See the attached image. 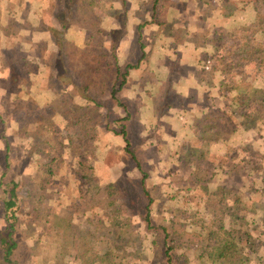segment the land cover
I'll return each mask as SVG.
<instances>
[{"label":"crops","instance_id":"obj_1","mask_svg":"<svg viewBox=\"0 0 264 264\" xmlns=\"http://www.w3.org/2000/svg\"><path fill=\"white\" fill-rule=\"evenodd\" d=\"M61 3L0 0V58L13 61L17 57L21 65L36 62L38 70L31 75L36 82L45 77L44 60L58 52L48 29H60L55 8ZM253 6L245 0H170L168 16L183 18L184 31L174 37L150 26L151 51L123 88L130 103V121L142 124L139 137L155 155L159 182H173L178 191L186 186V206L203 212L202 244L192 245L190 264H264V124L248 121L235 83H228L226 69L211 61L220 33L230 32L231 39L235 38L237 34L230 30H235L239 20H246L250 10L256 21ZM206 15L217 21L207 22ZM223 24V30H215ZM91 32L88 24H73L68 36L83 46ZM132 43L129 38L121 42L120 65H136L142 58L139 49L132 50ZM9 79V72H0V104L7 94L2 81ZM71 88L74 103L85 104ZM52 96L47 84L44 98ZM254 114L253 109L248 112V116ZM117 137L119 143L123 141ZM166 166L173 168L170 174L164 173ZM181 167L187 168L186 174ZM229 245L234 259L233 255L229 260L221 258Z\"/></svg>","mask_w":264,"mask_h":264},{"label":"trees","instance_id":"obj_2","mask_svg":"<svg viewBox=\"0 0 264 264\" xmlns=\"http://www.w3.org/2000/svg\"><path fill=\"white\" fill-rule=\"evenodd\" d=\"M114 1L111 0V3ZM148 1L153 9L149 19L134 9L132 6L134 3L131 4V0H117L121 5V11L110 17L113 26L107 27L104 34L106 39L101 36V31H93L89 33L85 45L78 46L68 36L69 27L73 24L90 22V16L85 14L86 9L97 5L93 0H62V3L55 8L60 29H48L54 37L58 52L54 58L44 60L47 71L44 72L43 80L36 82L31 77L37 72L38 64L33 61H25L20 69L11 66L8 71L11 74V79L2 81L5 85L4 90L7 92L0 104V139L6 143L7 151L6 166L4 167L11 168L9 159H11L15 144L10 141V137L16 140L23 139V141L26 139L23 147L26 166L34 163L39 166L38 174L32 179V189L28 192L27 197L34 195L31 193L33 189L50 191L62 173L61 165L64 161L69 157L78 160L82 179L86 181L87 188L80 190L74 200L64 207L59 206L55 211L51 207L46 210L32 207L27 215L39 213L37 220L44 222L45 231L50 233L49 242L52 233L57 235L60 255H67L69 250H72L76 253L73 255L74 258L80 264H96L100 248L105 252L106 264H119L118 261L121 262L122 257L115 252L119 250V247H124L123 235L131 226L130 219L123 217L120 203L127 197L131 200L127 189L118 185V180L125 172H121L117 179L100 183L94 174L95 167L90 161L98 158L99 143L108 133L122 138L125 144L124 154L142 175L141 185L143 191L147 192L146 182L149 173L145 169L137 149L133 147L130 132L132 123L128 112L130 103L123 96V88L131 72L147 60L148 52L151 51L152 47L149 45L152 42L149 33L150 26L156 25L164 33L174 35V37H177L178 34L181 35L184 31L183 18L161 19L163 14H167L170 0ZM247 1L254 5V10L257 13L254 27H262L264 13L261 14V11H258L262 9L260 5L262 2ZM106 5H110V3L106 1ZM172 23L174 25H171ZM133 24H136L135 28H133ZM231 35L226 31L220 33L216 40L214 47L216 52L213 53V57L216 64L226 69L228 83H235L238 89L239 85L236 81L240 76L239 71L237 72L238 61H247L248 59L244 57L245 54L250 57L255 55L247 51L235 53L232 50H226L227 40ZM125 38L132 39V50L139 49L142 52V58L136 65L131 63L120 65L119 63L117 51ZM94 56L98 59L95 63L91 62V58ZM110 58L113 59V63H110ZM0 72H2L1 68ZM47 84L51 85L53 96L46 100L44 90ZM70 87L84 100L87 107L85 113L78 112L77 105L68 91ZM243 89L244 92L239 93L242 112L253 124H264V92L253 89L251 84L244 85ZM25 96L27 98L23 100L22 97ZM172 98L175 102L173 94L170 95V99ZM251 109L255 114L248 116ZM53 112L61 115L67 121L71 119L77 121L74 132L67 134L64 141L58 145H53L49 136L46 135L54 126L51 117ZM215 123L218 122L215 121ZM32 138L35 139L32 141ZM53 151H56V154H53ZM37 157H41L42 161H36ZM6 177L7 173L4 172L0 181L3 188L0 200L4 211L3 217L0 218V264H19L17 259L19 244L15 235L19 221L23 220L20 208L23 203H27V199H21L17 191L19 183L15 179L6 182ZM49 196L46 197L42 194L38 200L50 199ZM146 208L149 210L150 204ZM79 217L86 218L93 228L86 236H80L77 232L76 222ZM146 221L151 222L149 215ZM148 227L152 228V225L150 224ZM170 250L166 251L168 264H176L170 255ZM234 253L235 251L229 245L223 251L221 258L227 259L233 255L234 259ZM122 263L124 262L120 264ZM226 264H230V261H227ZM231 264H235L234 261Z\"/></svg>","mask_w":264,"mask_h":264},{"label":"rangeland","instance_id":"obj_3","mask_svg":"<svg viewBox=\"0 0 264 264\" xmlns=\"http://www.w3.org/2000/svg\"><path fill=\"white\" fill-rule=\"evenodd\" d=\"M106 1L110 5L105 6ZM131 1V4L134 3V5L132 4L134 9L148 19L151 17L153 9L148 0ZM256 1L262 2L261 4L259 3L262 9L258 11H261V14L264 13V1ZM93 2L97 6L88 7L85 13L87 16H90L91 21L84 22L83 24H88L89 29H92V31H101V36L103 37L107 31V27L113 26L110 20L108 22L107 19L111 15L118 14L121 11V5L117 0L114 3H111V0H93ZM168 10L167 14L161 16L162 20L170 19ZM219 11V8L215 9V13H219ZM206 16L207 22L215 23L217 21H214V18L211 20L208 15ZM245 17L246 20H239L238 26H234L235 30H230L233 31V34H237V36L233 39H231V36L229 37L226 50H232L235 53L247 51L255 55L250 57L245 54L244 57L248 60L238 61L239 67L237 72L239 71L240 73V76L236 80L238 82L237 85H239L237 89L238 93L244 92L243 86L246 84H251L253 89H256L258 92H264V25L260 28L254 27L256 21L251 10ZM171 25H174V23ZM133 26L135 28L136 24H133ZM219 28L214 29L221 31L225 28V24L219 26ZM17 60V57L13 61L11 57H8L6 61L0 58V68L3 72H8L11 66L19 69L21 68V64ZM97 61V57L91 58V62L95 63ZM211 61L213 63L215 59ZM214 65H216V62ZM76 105L78 112L81 114L87 110L86 105L82 104L81 101ZM52 121L54 126L46 135L49 136L53 145L62 143L65 136L72 134L77 125V121L73 119L64 121L59 117H52ZM141 126L142 124L138 120H135L130 126V132L133 147L137 149L138 154L144 162V167L149 173V178L146 182V193L143 191L141 185L142 175L134 168V163L132 161L129 162L127 155L124 154L125 144L123 141L119 143L120 138L117 135L108 133L107 135H111V138H105L106 136H104L99 143L98 158L90 160L95 167L94 174H96L100 183H105L104 181H109L110 179L114 180V178L117 179L121 172H125L118 180V185L127 189L128 196L131 199L129 200L127 197V199L120 201L123 217L130 219L131 226L124 232V247H119V250L115 253L122 257L121 262H124L122 264H168L166 251L167 249H171L170 255L176 264H187L189 259L194 255L192 245L202 242L203 212L201 208L190 210L192 208L186 206L188 202L186 200V186H184L183 190L178 191L172 187L173 182L172 184H170L171 182H159L160 173L156 169L155 155L143 144V138L139 137ZM35 138H32V141ZM107 139H111L112 141ZM24 140L27 141L26 139ZM10 141L15 145L11 153V159H9L11 168L7 169L4 167L6 166L7 154L5 142L0 139V181L2 174L6 172L7 177L5 181L9 182L11 179H15L19 183L17 191L21 199H27V203H23L20 208V215L23 216V220L19 221L15 235L19 244L17 252L19 264H80L74 258L73 255L76 253L72 250H69L67 255H60L61 250L57 235L55 236L52 233L49 242L50 233L45 231L43 227L44 222H38L37 220L39 213L27 215L32 210V207L43 208L44 210L51 207L54 211L59 206L64 207L74 200L80 190L87 188L86 181L82 179V171L79 168L78 160L73 157L67 158L61 165L62 173L56 179L52 189L50 191L33 189L31 193L34 195L28 198V192L32 189V179L37 176L39 166L37 163H34L33 167L26 169V158H24L25 152L23 148L25 141L23 139L16 140L12 137H10ZM53 154H56V151H53ZM35 160L40 162L42 158L37 157ZM97 165L98 168H96ZM181 168L182 172L186 174L187 168ZM172 171L173 168L166 166L164 173L170 174ZM2 189L0 185V194ZM42 194L46 195V197L50 195V199L39 201L38 197ZM181 203H184L185 206H181ZM149 204L150 209L148 210L146 207ZM3 215L4 211L0 200V218ZM148 215L150 216V223L146 221ZM76 224L77 232L80 236H86L88 232L93 230L91 225L86 221V218L79 217ZM150 224L152 228L148 227ZM99 250L100 253L96 257V264H106L105 252L101 248ZM121 262L118 261L119 264Z\"/></svg>","mask_w":264,"mask_h":264},{"label":"built area","instance_id":"obj_4","mask_svg":"<svg viewBox=\"0 0 264 264\" xmlns=\"http://www.w3.org/2000/svg\"><path fill=\"white\" fill-rule=\"evenodd\" d=\"M210 65V62H208V66Z\"/></svg>","mask_w":264,"mask_h":264}]
</instances>
